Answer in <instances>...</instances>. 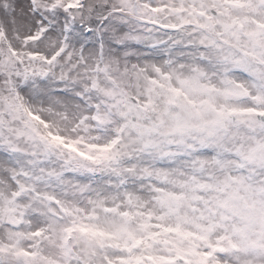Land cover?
Segmentation results:
<instances>
[{
    "label": "snow or ice",
    "instance_id": "obj_1",
    "mask_svg": "<svg viewBox=\"0 0 264 264\" xmlns=\"http://www.w3.org/2000/svg\"><path fill=\"white\" fill-rule=\"evenodd\" d=\"M0 264H264V0H0Z\"/></svg>",
    "mask_w": 264,
    "mask_h": 264
}]
</instances>
